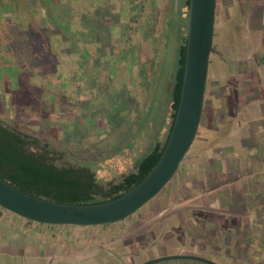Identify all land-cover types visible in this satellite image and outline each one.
Returning <instances> with one entry per match:
<instances>
[{
	"label": "rangeland",
	"instance_id": "374dc122",
	"mask_svg": "<svg viewBox=\"0 0 264 264\" xmlns=\"http://www.w3.org/2000/svg\"><path fill=\"white\" fill-rule=\"evenodd\" d=\"M185 1L0 0V57L4 60L0 62V120L27 135L32 143L30 149L46 154L55 164L91 169L102 189L120 183L154 148L152 140L157 138L154 129L158 114L165 115L164 123L169 121L165 86L178 69L180 45L187 39L189 11ZM226 2L218 0L216 45L221 36L224 44L229 32L235 37L239 25L246 40L244 45L254 46L263 56L264 29L250 32L241 21L247 20V11L241 13L235 8L227 13ZM130 32L132 41L124 43ZM78 63L82 69H78ZM230 63L227 65L222 56L211 55L207 103L212 109L204 111L199 134L179 168L180 175L154 200L126 220L93 227L29 225L24 224L27 223L24 218L0 209V264H116L115 260L118 264L126 257H114L112 249L98 257L88 256L97 253L101 244L109 243L113 248L121 245L124 238L128 242L140 233V226L150 228L159 221L165 222V226L169 224L166 237L161 239L160 252L176 254L171 243H182L194 252L202 250L197 240L174 239L181 232L178 225L183 221L172 217L176 205L183 209L201 205L200 199L196 204L189 202L201 196L200 190L192 191L191 184L184 189L178 187L181 176L191 169L201 174L206 138L211 139L213 146L251 140L257 125L255 118L264 116V102L253 117L252 107L249 114L245 110L250 108L251 101L244 109L239 108V98L224 87L237 83L228 78L225 81V75L232 76ZM120 66L125 68L119 70ZM262 71L259 74L248 70L249 79L264 83V68ZM149 72L150 86L152 81L157 82L154 89L146 91L136 86L134 79L144 75L148 79ZM8 76L12 77L11 88L7 87L9 80L4 79ZM263 89L260 90L264 97ZM226 91L231 95L227 105L222 98ZM220 117L221 126L226 128L225 138L218 132ZM260 121L264 124V117ZM235 148L238 157L251 160L242 143ZM198 157L195 166L190 165ZM261 183L258 178L252 183L254 200L259 203L257 192ZM256 207L250 219L255 242V255H251L250 263L264 264V218L256 215ZM157 208L161 211L157 212ZM188 216L196 228L202 226L198 223L203 216L201 209L191 210ZM90 243L95 245L87 249ZM215 251L221 253L226 249L217 241L211 244L210 255ZM227 252L231 253V249ZM141 258L126 260L138 264ZM216 262L225 264L222 258ZM242 264L249 262L245 259Z\"/></svg>",
	"mask_w": 264,
	"mask_h": 264
},
{
	"label": "water",
	"instance_id": "95a60500",
	"mask_svg": "<svg viewBox=\"0 0 264 264\" xmlns=\"http://www.w3.org/2000/svg\"><path fill=\"white\" fill-rule=\"evenodd\" d=\"M218 0H190L187 51L180 103L164 151L146 177L113 200L68 204L29 194L0 176V207L34 223L54 226H105L138 213L174 179L192 149L202 123ZM188 259L218 264L205 257H162L143 264Z\"/></svg>",
	"mask_w": 264,
	"mask_h": 264
},
{
	"label": "crops",
	"instance_id": "0c3cea01",
	"mask_svg": "<svg viewBox=\"0 0 264 264\" xmlns=\"http://www.w3.org/2000/svg\"><path fill=\"white\" fill-rule=\"evenodd\" d=\"M260 7H264V0H250V15L248 16L249 21L252 23V30L256 32L261 31V25H264V13L262 19H259L260 16H257V10ZM264 10V8H262ZM248 15V14H247ZM130 35V36H129ZM127 36V38L123 39L124 43L131 42V32ZM258 38L261 39L260 36ZM151 41V40H150ZM153 40L150 42L154 45ZM149 45V43H148ZM116 48H119L118 46ZM257 53L256 59L258 64L252 68H246V63L244 62V66L242 71L252 70V72H256L261 74L263 71V66L259 64V60L261 59L260 51L257 49L254 50ZM143 49L141 51V55L143 56ZM248 54V53H247ZM144 59L149 62L145 56ZM136 67V66H135ZM90 68V65L87 67ZM125 68V66H120L119 70ZM78 69H82L80 63H78ZM133 69V68H131ZM147 68L141 70V72L146 71ZM85 70V69H83ZM151 70V69H150ZM150 73V72H149ZM147 79L146 76H140L138 79H134V83L136 86H140L146 91L149 89H154L156 87V80L152 81V85L150 86V77ZM175 75H171L170 80L166 83L165 86V94L167 98V106L169 107V121L164 123L166 118L165 115L160 112L158 114V121L156 123V127L154 129V137H157L152 140L154 143V147L159 144H164L167 140L169 129L172 122V110H171V93L173 90V83L175 80ZM86 77V76H85ZM148 80V81H147ZM264 83L259 80H245L241 81L240 83H236L235 85L232 84L234 88L235 97L239 98L240 102L238 103L239 108L247 107V102L251 101L250 108H246L248 114L251 111V115L254 114L253 117L258 115V111L262 109V102L264 97L261 93V88H264ZM230 87V86H229ZM238 89V90H237ZM264 90V89H263ZM224 97V102L227 105V101L230 98V94L228 91L222 94ZM252 96V97H250ZM251 98V99H250ZM238 108V109H239ZM242 109V110H243ZM264 109V108H263ZM227 111L229 112V108L227 107ZM237 112V109L235 110ZM244 113V112H242ZM252 117V118H253ZM262 117L258 116L255 118L257 125L254 128L253 139H243L241 140L242 146L247 149L248 155L251 160H244L241 157H238V153L235 147L239 146L241 143L234 144L226 142L224 144H218L217 146H213L211 143V139L208 137L206 138V147H204V152L202 156V172L201 174L197 172L195 169H191L189 173L183 174L182 180L178 187L184 189L188 185H195L196 189L202 190L201 196H196V198H192L189 202H193L196 204L199 199L201 200V205H194L192 209H201L202 211V218L199 220L198 223L202 224V233L204 242H206L209 247L211 244L217 243L220 241L225 247L226 251H222L219 253L220 257H209L212 260H218L219 258L224 259L225 264H242L243 261L248 260L249 264H251V255L254 253V248L248 247V256L241 257V249L243 248L242 243L240 242V232H241V224L238 222L240 220L239 215L242 214L244 209V199L247 197L251 198V194L253 190H255L254 186L252 185L253 179L258 178L262 180L264 183V124H261ZM220 117V122L221 123ZM254 119V118H253ZM223 126H219V134H223L224 138L226 128ZM208 145V146H207ZM199 157L191 160L192 162L190 165L195 166L196 162H198ZM180 175L177 173L176 176ZM186 183V185H184ZM245 184L249 185V188L243 191V186ZM188 189V187H187ZM190 190V189H188ZM167 210V209H165ZM183 208L180 207V204L176 205V211L173 212V218L175 215H180L183 213ZM164 214V213H163ZM247 214L250 216V219L253 218L254 213L251 209L247 210ZM186 216V215H184ZM184 220L182 221L183 229L188 230V218L183 217ZM196 218V217H195ZM184 222V223H183ZM27 224V223H24ZM33 225L38 226V223H34ZM250 226V222H249ZM253 228L251 227L250 234H252ZM216 233H218V238L216 241ZM213 234V239L211 235ZM171 236V235H170ZM251 236V235H250ZM175 237V236H174ZM172 238V237H169ZM184 239V238H183ZM185 240V239H184ZM253 243L252 237L248 241V246ZM231 249V253H228L227 250ZM210 250V248H209Z\"/></svg>",
	"mask_w": 264,
	"mask_h": 264
},
{
	"label": "trees",
	"instance_id": "16d2710c",
	"mask_svg": "<svg viewBox=\"0 0 264 264\" xmlns=\"http://www.w3.org/2000/svg\"><path fill=\"white\" fill-rule=\"evenodd\" d=\"M190 0L185 1L189 11ZM13 18V17H12ZM3 20V19H2ZM4 22V21H3ZM42 31V30H40ZM187 39L179 49L178 69L171 93L172 122L165 143L152 149L137 165L134 172L125 176L120 183H111L106 189L89 168L59 166L46 154H37L30 148L32 143L24 133L9 128L0 120V176L29 194L68 204H96L120 197L139 184L158 163L173 128L179 107L186 61ZM0 62H4L0 57ZM9 77V76H8ZM7 87L11 88V79ZM2 83L1 86L5 87ZM0 209H3L0 207ZM6 212H9L3 209ZM11 213V212H10ZM14 214V213H13ZM21 218V217H19ZM27 224H34L26 220ZM39 224V223H38ZM52 226V225H48Z\"/></svg>",
	"mask_w": 264,
	"mask_h": 264
},
{
	"label": "flooded vegetation",
	"instance_id": "af4514ba",
	"mask_svg": "<svg viewBox=\"0 0 264 264\" xmlns=\"http://www.w3.org/2000/svg\"><path fill=\"white\" fill-rule=\"evenodd\" d=\"M225 1H228L224 4L225 5L224 6L225 11H227V13L230 10H233L236 8V10L241 12V13L243 10H246L248 16L250 15L249 14L250 10H251L250 0H225ZM226 6H227V8H226ZM262 8H264V7H260L261 10L260 9L257 10V14H258L257 16H260L259 19H262V17H263L264 12H263ZM248 16H246L247 20L242 18L241 21H243L244 24H247L250 32H252L253 30H252V26L250 25L251 22L249 21ZM229 17H231V16H229ZM226 18L228 19V17H226ZM236 27L239 28L240 26L236 25ZM238 28H236L235 34L232 33L235 37L231 36L230 35L231 33L228 31L229 35L227 34L228 39L225 38V43L221 44L222 43V41H221L222 36H221L220 41L217 45H216L217 35H216V31H215V39H214V45H213V50H212V56L213 55L222 56L225 63H227V65H228V61H231L229 68L232 71V74H231L232 76L226 77V75H225V81H227V78H228L229 80H231V82L236 80L237 83H240L241 81L250 80L248 73H247L248 70H246L245 72H244V70L242 71L243 66H244V62L246 63L245 64L246 68H250V67L254 68L258 64V61L256 59L257 53L254 52V46L244 45L246 40L243 37V30L238 29ZM263 29H264V25L262 24L261 30H263ZM246 53H248V54L250 53L251 54L250 57H248L246 55ZM240 54H241V56L242 55L243 56L241 57ZM244 56H246V57H244ZM259 61H260L259 64H261L264 67V54H263V56H261V59ZM234 62H235V64H234ZM236 82H234V83H236ZM224 83L226 84V82H224ZM229 86L230 85L226 84L224 87H226L227 89L230 88L231 94L235 95L236 92L234 91V88L229 87ZM207 92H208V87H207ZM207 92H206L204 111H206L207 109H210V110L212 109V107L208 106V103H207V101H208V98H207L208 93ZM250 97H252V96H250ZM222 98H223V96H222ZM223 104H224V102H223ZM261 184H262V186H260L261 189H259L257 192V193H259L260 203L258 201L254 200V190H253V192L251 194V198L247 197L244 199L243 202H244L245 207L242 211L243 213L239 215L240 220L238 222H240L239 224H241V229H240L241 230V232H240V235H241L240 239L241 240H240V242L243 245V248L241 249V254H239L241 257L248 256L247 255L248 254L247 248L248 247L254 248V245H255L254 244L255 242H253L251 245L248 246V241L250 240L251 237H252V241H253V236H252L253 234H250V230H251V226H249L250 216L247 214V210L251 209V211L254 212L253 210L255 209V206H257L256 208L258 210H257L256 215L260 218H264V183H261ZM191 186H192L191 187L192 191L200 190L202 193L201 188L196 189L195 185H193V184ZM248 188H249V185L244 183L243 191H245V193H246V190ZM261 206H262V208H261ZM155 210L157 212L161 211L160 208H157ZM191 210H193L192 207H188L187 209L183 210L182 214L175 215L174 218L175 217H177V218L186 217L187 215H189V212ZM160 214L162 215L163 213L161 212ZM184 215H186V216H184ZM187 218H188L189 229L184 230L182 228L183 224L181 221L178 225L179 229H181L180 230L181 232H177L178 234L174 237V239H177L180 237L181 239L184 238L185 240L188 239L189 241L197 240L198 241V247H200L202 245V250H197L196 252H194L192 250L186 249L185 245H183L182 243H180L178 245L171 243L170 247L177 250L176 254L168 255V254H163L162 252H160V250L162 248L161 247V239L163 237H166V235L168 233V229H169L168 228L169 224H167L165 226L164 225L165 222L159 221V222L155 223V225L153 227H150V228H143V226L142 227L140 226L139 227L140 233H138V235H136L134 237H130L131 240L128 242L125 241L124 239H126V238H124L123 243L119 246H115L112 248L109 243L108 244H101L99 246V248L97 249V253H94L88 257H98V254L102 253L103 251H108L109 249H112L114 251L113 252L114 257H126V258L131 257L135 260H136V257H142L138 264H143V263L148 262L150 260H155V259H159L162 257H205L208 259H210L209 257H220L219 256L220 252H218V251H215L214 255H212V256L210 255L209 245L207 243H206L207 245L204 244L205 242H204L203 233H202V226L196 228L193 225L194 220L190 219L191 217L189 218V216ZM183 220H184V218H183ZM216 235H217L216 236V241H217V239H219L218 233H216ZM184 239H183V241H185ZM151 240L154 241V243H150ZM199 243H201V244H199ZM92 245L94 246L95 244L90 243V245L87 249H90V247H92ZM79 249H81V248H78V251H79ZM81 250H84V249H81ZM115 250H116V252H115ZM124 250H126V251L124 252ZM79 254H80V252H78V256H79ZM253 254L255 255V248H254ZM253 254H252V256H253ZM144 257H149V260H147V261L143 260ZM126 258H123L122 260H120L118 262V264H128V263L131 264L130 260L129 259L126 260ZM117 259H119V258H117ZM170 261H172V260H166V261L155 263V264H191V263L187 262V261H190L188 259H179V260H174L173 262H170ZM192 261H195V260H192ZM115 262L117 264V260H115ZM198 262H200V261H198ZM202 263H204V262H202ZM204 264H206V263H204Z\"/></svg>",
	"mask_w": 264,
	"mask_h": 264
}]
</instances>
